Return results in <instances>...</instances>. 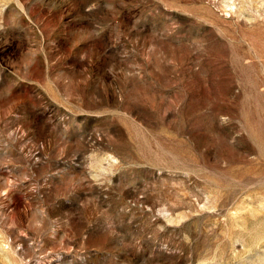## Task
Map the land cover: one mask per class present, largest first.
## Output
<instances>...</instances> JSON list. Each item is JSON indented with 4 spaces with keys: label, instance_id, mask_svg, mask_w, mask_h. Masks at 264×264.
<instances>
[{
    "label": "rangeland",
    "instance_id": "1",
    "mask_svg": "<svg viewBox=\"0 0 264 264\" xmlns=\"http://www.w3.org/2000/svg\"><path fill=\"white\" fill-rule=\"evenodd\" d=\"M0 264H264V0H0Z\"/></svg>",
    "mask_w": 264,
    "mask_h": 264
}]
</instances>
